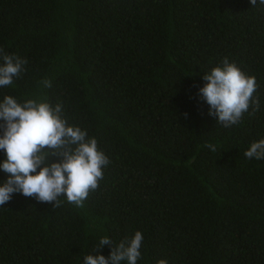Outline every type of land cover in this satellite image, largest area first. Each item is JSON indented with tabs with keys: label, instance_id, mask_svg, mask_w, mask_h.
<instances>
[{
	"label": "trees",
	"instance_id": "trees-1",
	"mask_svg": "<svg viewBox=\"0 0 264 264\" xmlns=\"http://www.w3.org/2000/svg\"><path fill=\"white\" fill-rule=\"evenodd\" d=\"M0 49L27 60L0 102L61 104L110 161L83 207L21 193L0 206V264H84L136 231L137 264H264V159L244 156L264 139L259 0H0ZM225 57L260 101L227 128L199 95Z\"/></svg>",
	"mask_w": 264,
	"mask_h": 264
},
{
	"label": "clouds",
	"instance_id": "clouds-1",
	"mask_svg": "<svg viewBox=\"0 0 264 264\" xmlns=\"http://www.w3.org/2000/svg\"><path fill=\"white\" fill-rule=\"evenodd\" d=\"M264 5V0H259ZM252 7L257 0H251ZM0 86L13 83L25 70L26 59L18 55H9L0 49ZM206 81L199 89L200 97L210 106L209 114L217 118L224 127L241 122L244 113L252 107L253 113L260 108L258 97H254L257 84L254 76H248L234 62L223 59L222 65L215 66L204 74ZM45 88L52 83L45 79L41 82ZM187 116V113L184 114ZM0 150L6 152V159L0 163V169L8 178L0 184V206L11 200L14 193L25 197H35L39 202L54 203L61 206V197L77 207H83L90 191L99 187L103 179V168L109 164V158L98 149L97 139L87 138L86 130L79 126H70L62 116V105L54 107L46 101L29 99L18 102L11 95L0 102ZM212 152L214 144L206 145ZM52 155L62 157L60 161L50 162ZM244 156L252 159H264V139L251 143ZM39 169V171H37ZM144 237L136 231L131 239L125 238L118 245L104 236L99 240L95 254L84 257V264H137L141 257V245ZM111 245L109 256L100 254L105 245ZM157 264H168L160 259Z\"/></svg>",
	"mask_w": 264,
	"mask_h": 264
}]
</instances>
